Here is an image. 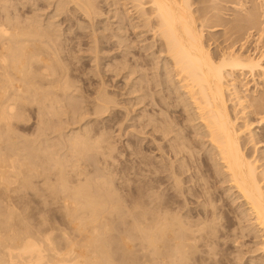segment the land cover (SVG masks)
<instances>
[{
  "label": "bare ground",
  "instance_id": "1",
  "mask_svg": "<svg viewBox=\"0 0 264 264\" xmlns=\"http://www.w3.org/2000/svg\"><path fill=\"white\" fill-rule=\"evenodd\" d=\"M17 1L0 0V264H212L220 257L223 258L224 255L221 254L220 250L222 248L226 250L225 247H228L231 242L239 245L236 249L242 255L247 252L248 254L250 252L251 255V252L258 251V256L254 255L248 259L255 261V264H264V66L261 64L262 61L264 62V51L258 56H252L253 53L245 54L244 52H247V50H244V48L246 47H244V43H241L242 39V42L245 41L244 38L239 40L241 44L237 51L221 48L218 43L215 44L217 49L210 51V44L207 45L203 40L207 19V14L205 15L203 12H206V5H201L200 10L197 9V11H200L199 13L204 14L200 18L194 14L197 11L196 9L195 12L193 11L194 7H191L193 4L191 0H121V5L126 10L125 13L130 17L135 15L137 24L132 21L131 25L135 28V32L137 27L139 29L142 28L139 26H143L146 27L145 31H152L153 35L158 36L157 42L149 43V46L153 47L151 55L158 53L161 56L158 61V63L160 62V65H158L159 73L156 72L160 77L153 82L161 87V92L165 93L163 95L165 104L163 103L164 99L162 101L163 104L160 103L161 106L164 105V111H167L170 107L173 108L172 104L174 103L175 109L170 110L175 114H166L167 117L170 115V120H168L165 116L163 117V114H160L163 110L159 113L162 116L157 115L152 110L157 117L166 118L168 121L164 123L162 119L157 118L154 114L156 118L150 119L148 117V122L152 123L153 130L157 134L160 131L159 133L161 134L156 136H162L161 139L167 138V141L170 140V144L166 143V145L169 144L166 149H164L166 145H163L164 148L162 144L155 145L156 151L161 153L159 154V160L158 157H156L157 159L154 157L155 160H153L150 156L152 169L148 168V170L150 169L152 175L147 172L148 170H144L147 175L151 176V181L148 180V183L146 181L140 183L141 179L139 180V178H141L143 171H139L141 172L139 175H141L136 178L138 182L140 181L139 183H136V179H134L135 183L128 182L127 176V181L115 182L108 175L111 171L108 174L106 173L107 177L103 175L105 174L103 172L106 171L103 170V174L98 171L97 167L99 165L94 173L98 174L97 172H99L106 178L100 179L102 176L96 178L95 174L93 175L94 178L90 177V179L87 175H92L90 171L94 167L92 166L89 170L90 165L88 163V168L83 166L82 162L85 161V157H83L84 161L81 162L82 168H80L76 163V159L75 162L71 161L68 164L70 159L64 153L58 154L57 150L45 142V149L38 148L36 152V148H34L32 143H37L38 138H35V141L32 137L31 140L34 142L27 139L30 143L32 142L30 145L27 140L24 143L25 139L24 142H20L23 135L21 134L20 137L17 134L16 128H19L16 123L19 124L20 118L26 119L23 113L27 115L28 108L31 109V106L35 105V110L41 114V118L44 109V113H48V108L46 107H50V114L52 112L57 114L58 110L56 111L55 109L57 108L56 106L63 102L62 99L67 100V98L72 97L74 84L73 80L71 82L70 79H75L77 76L72 69H69L66 62L71 47L69 45L62 46L61 42L57 41L59 40L57 39L58 37L54 36V34L57 35V32L51 29V26L53 27L51 24L54 22L44 26L35 11V13L32 12V15L28 14L32 9L37 11L41 9V7L37 6V3L36 8L32 7L33 5L35 6L36 0ZM31 1L33 2L31 3ZM220 1L208 0V4L217 11L215 6ZM71 2L75 3L83 11L80 12L84 13L86 18L83 17L85 20L87 18L92 19V14L94 13L93 0H55L56 7H54L57 14L60 15L65 10H69L68 13H71L70 10L72 8L68 9V4ZM234 3L232 7H235L239 12L243 11L240 12L242 15L241 19L254 20V11L251 12V9L259 5L263 6L264 0H237ZM19 4L21 6H18ZM40 6L42 5L40 4ZM218 12L213 14L217 16ZM72 16L74 15L72 14ZM48 18L51 19L50 17ZM68 18H66V21ZM47 21L46 23H50ZM60 21L63 22L61 18ZM60 24L62 25V23ZM108 26L111 25L108 23ZM213 29L210 28L208 30L211 31ZM95 41L93 40V42ZM213 42L216 43L215 40ZM95 55L97 54L94 53L93 57ZM124 57L122 58L124 59ZM126 60L125 58V62L130 61L129 59V61ZM135 61L138 62L136 59ZM124 63L122 61V64ZM130 63L129 65L133 66V63ZM150 63L152 64L151 61ZM154 66L153 68H157ZM120 67L122 65L119 64ZM115 68L117 69V67ZM123 68L125 67L120 69L123 71ZM120 69L117 70L119 71ZM132 69L135 71V68L132 67ZM117 70L115 71L116 73L118 72ZM238 71H241L240 73L243 75L249 74L250 79L243 81V78L246 79V77L237 75ZM89 72L91 73V71ZM147 80L149 81V79ZM149 82H147L148 87L152 83ZM74 83L76 84V82ZM100 83V88L90 92L94 94L93 100L89 101L93 105H90L92 109H88V111L93 110V114L89 112L91 115L104 113L111 106H108L111 100L105 96L107 94H105L106 92L103 88V79ZM154 85L153 88H155ZM153 88H150L149 92L147 91L149 95L150 91L154 90ZM141 89L143 91L142 85H140L138 90ZM90 93H88L89 96L91 95ZM139 94L141 95L142 93ZM145 95L147 96L146 92ZM138 98L136 99L139 101L140 99ZM144 98L146 97L144 96ZM154 100L150 101L154 103ZM159 100L158 102H160ZM67 102L63 103L66 104ZM151 105L156 106L155 104ZM52 115L49 116L51 117ZM45 116L47 114L44 115V118H48V116ZM42 121L45 120L43 119ZM42 123L44 124V122ZM66 123L68 124V122ZM142 125L145 124L142 123ZM146 125L148 124L146 123ZM35 127L37 128V126ZM60 127L58 126V129ZM179 127L184 130L187 127L193 128L194 136L200 135V138L193 139L194 136L191 138L190 132L193 130H190V132H186L188 130L185 131L189 134H180L182 132H180L179 129L181 128ZM174 128L176 131L179 130V132H175ZM40 129L41 135H43L42 128ZM36 131L34 132L36 133ZM106 133L108 135V131ZM106 133L103 132V134ZM171 133L175 134L172 135ZM18 137H20V141ZM79 137L70 138L69 140V148H67L71 151H69L70 158L76 152L83 153V147H85L84 139H79ZM63 138L64 136H62ZM101 138L100 135V138H97L98 141ZM152 138L156 141L153 133ZM43 141L45 140L43 139ZM157 141L160 143L161 140ZM196 141L201 142L202 146L206 144L203 152L198 144L202 153L199 154L200 157L199 155H196V157L200 158V163L196 161V157L193 155L194 152L193 154L191 153V151H194L192 148ZM65 143L67 144L68 141H63L61 145L64 146ZM37 144H39V140ZM163 144L165 143L163 142ZM31 145L33 147L29 148ZM39 145L41 147L43 143ZM109 145L111 146V144ZM109 150L108 153L110 152ZM163 154L164 156L166 154V158L163 157ZM144 155L143 157H145ZM89 156L91 155L89 154ZM136 157L140 160L138 154ZM31 158H39L41 161H33ZM148 158L146 159L147 161ZM88 159L89 157L87 161L90 163ZM179 159L180 161L176 162ZM78 161L81 160L78 159ZM145 162L143 160V163ZM143 166L145 167V165ZM83 167L87 168L90 173H87V170L85 172ZM144 167H141V169ZM202 167L205 168L202 169ZM104 168L102 167V169ZM115 173L113 174L116 175ZM137 174L135 175L139 176ZM147 175H143L144 178ZM33 176L38 179H33ZM161 176H163V179L165 178V181L160 178ZM148 178H145V180ZM123 179L125 180V177ZM161 179L164 184L168 181L166 186H162ZM187 181H192L191 187L188 186L189 188L187 186L184 187L188 183ZM216 183H219L216 186L217 191L211 187L212 185L215 187ZM186 190L193 191L191 194L199 198L197 199L198 202H201L199 200L202 198V202L208 205H203L201 202V206L200 203L196 204L197 201L195 200L194 205H198V207L192 209V206H188L193 205L192 203L190 204L191 201L188 199L189 204H187V200H182V198L181 200L179 198L181 202L179 201L178 204V200L175 197H178V195H184L185 197L187 195L185 193H189ZM224 195L227 196L226 199L230 198L231 200L230 206L227 204L229 206L228 210L224 209L225 211L223 210V203L227 200H225ZM191 197L187 195V198ZM220 200V205H217L216 202ZM182 201H185V203H182ZM229 212L233 213L231 215H233L234 219L229 215ZM223 217L224 220H221ZM242 238L249 240L253 247L250 248L246 244L247 249L243 247L245 250H242L240 248L243 245L240 242Z\"/></svg>",
  "mask_w": 264,
  "mask_h": 264
},
{
  "label": "rangeland",
  "instance_id": "2",
  "mask_svg": "<svg viewBox=\"0 0 264 264\" xmlns=\"http://www.w3.org/2000/svg\"><path fill=\"white\" fill-rule=\"evenodd\" d=\"M15 2L17 1V0H14ZM13 0H12V2H14ZM37 2H35V6L33 5L32 7H35L36 8V3H37V6L38 7H41V9L39 10V11H37V10H31L30 12H31V14H30V12L28 13L29 15H32V12L33 13H35V14H38L39 16V20H41V23H42V25H44V26H47V24H51V22H54V23H52L51 25H53V27L51 26V29H53L54 30V32H57L56 34L57 35H55L54 34V36H56V38L57 39H59V40H57L58 42H61V44H62V46L63 45H69L70 47H71V51L69 52L70 54H69V56H68V60L66 61L67 62V64H68V67H69V69H72L73 70V72H74V74L77 76V78H75V79H70V81L72 82V80H73V84H74V86H73V95H72V97H69V98H67V100L66 99H62V101L65 103L66 101H68L66 104H64L62 101H60V102H62L61 104H59L58 106L59 107H62V108H59L58 106H56L57 108L55 109L56 111L58 110V112H57V114L59 113V115H57L55 112H52V114H50L51 113V110H49L50 109V107H46V108H48V113H46L47 114V116H48V118H44V115H46L45 113H44V111H45V109L43 110V115H42V118L45 120V121H42V122H44V124L41 122V120H43L42 118H41V114H39L38 112H37V110H35V108H36V106L35 105H32L31 106V109L30 108H28V113H27V110H26V113H27V115L25 114V113H23L24 114V117L26 118V119H22V118H20L19 119V124L18 123H16V126L19 128V129H17L16 128V132H17V134L21 137V134L23 135L22 136V140L20 139V137H18L19 139V141L22 143V142H24V139H25V142L24 143H26V140L28 139L29 141L31 140V138L32 139H34L35 141H36V139H37V143H38V140H39V144H41V143H43V145H45L44 147H43V145H41V147H40V145L39 144H37L36 142L35 143H32V142H34L33 140H31L32 142V144H34L33 146H34V148H36L35 149V151L37 152V149L39 148H41V149H45V147H46V144L48 145H51V147L52 148H54L55 150H57V153L58 154H62V153H64L66 156H67V158H69L70 159V161L68 162V164L69 163H71V161H74L75 162V159L78 161V159L79 160H81V161H76V163L79 165V167L80 168H82V165H81V162L82 161H84V159H83V157H85V161L84 162H82L83 163V166H87V168H88V165H90L89 166V170L92 168V166L94 167V168H96L98 165H99V167H97L98 168V171L99 172H101L102 173V171L104 170V171H106V172H103V173H105V174H103V175H105L106 176V173L108 174L110 171H111V173L110 174H108L110 177H112V179L116 182H122V181H127V177H128V182H130V183H135L136 181V183H139L140 181V183H144L145 181L148 183V180H150V178H151V176L150 175H147V173H146V171L148 170V168H151L152 169V160H151V157H152V159L153 160H155V159H157L156 157H158V160H159V158H160V156H159V154L161 153V152H159V151H156V149H155V145L156 144H162V147L164 148V146L163 145H166V143H169L170 142V140H168L167 141V138L165 139V138H163V139H161V137L162 136H156V135H160L161 133H159L160 131H158V134H157V132H155L154 130H153V127H152V123L149 121L148 122V119L150 118H156L157 117V115H159V116H162V115H160V114H163V117L165 116L168 120H170V115H168V117H167V115L166 114H173V109H175V107H174V103L172 104V106H173V108L172 107H170L169 109H167V111H164L165 109L163 108V106L164 105H160V103L161 104H163L164 102H165V99L163 98V95L165 94V93H163V91L161 92V87L160 86H157V84L156 83H154L153 81H157V79H159V77H160V75L158 74L157 75V73H159V68H158V65H160V62L158 63V61L161 59V56H159V54L158 53H156L155 55H151V51H153L152 49H153V47L151 48L149 45L150 44H152V43H155V42H157V37H156V35L154 34L153 35V33H152V31H145L146 30V27H143V26H139V27H142V28H139L138 29V27L136 28L137 29V31L135 32V28H133V26H131L132 25V21H135V23L137 24V22H136V18H135V15H133L134 16V18H133V16H129L128 14H126L125 12H126V10H125V8L124 7H122L123 5H121V3H122V1L120 0H93V5H94V8H93V12L94 13H96L95 15H93L92 14V19H89V18H87L86 20H85V15H84V13H82L83 11L82 10H80V8H78V6H76V4L75 3H73V2H71V3H69L68 4V9H70V8H72L70 11H71V13L69 12L68 13V11L69 10H65L63 13H61L60 15L59 14H57V12L55 11V7H56V4H55V0H51V2L49 3V1H47L48 2V4H47V2H46V0H36ZM40 1V2H39ZM92 1V0H91ZM113 1V2H112ZM237 0H221L219 3L217 2V5L215 6V7H217L216 9H217V11H219L218 12V15L217 16H215L213 13L214 12H217V11H215V9H214V7L213 6H211V5H209L208 4V0H191V2L193 3H191L192 5H191V7L193 8V11L195 12V9H196V11H197V9H201V7L203 6V5H206V9H205V11L206 12H203L207 17V19H206V22H205V24L206 25H209V26H206L205 25V30H204V37H203V40L205 41V43L208 45V44H210L209 45V49H210V51H215L216 49H217V47L215 46V44H217L218 43V45H219V47H221V48H225V49H227V50H231V49H233V50H239V45L242 43H244V47H246V48H244V50L246 49L247 50V52L245 51L244 53L245 54H247V53H249V54H252L253 53V55L252 56H258V55H260L263 51H264V5L263 6H257L256 8H254V9H251V12H253V14H254V20H246V19H244V18H240L242 15L240 14V12H243V11H237L236 9H235V7H232V5H234L235 3L234 2H236ZM256 1V0H255ZM257 1H261V0H257ZM18 2V1H17ZM33 1H31V3H32ZM75 5H73V4ZM104 3V4H103ZM40 4L43 6V7H45L44 8V10H43V7L42 6H40ZM50 4V5H49ZM70 4H72V5H70ZM117 4V5H116ZM202 5V6H201ZM18 6H21L20 4L18 5ZM55 6V7H54ZM71 6V7H70ZM99 6V7H98ZM112 6V7H111ZM200 6V7H199ZM75 7V8H74ZM197 7H199V8H197ZM53 8H54V10H53ZM50 9V10H49ZM96 9V10H95ZM75 10H76V12H75ZM79 10V11H78ZM119 10V11H118ZM122 10L124 11L123 13H122ZM197 11V12H195L194 14L196 15V16H198V17H200L201 18V15L203 14V13H199L200 11ZM35 11V12H34ZM40 11H41V13H42V15H41V13H40ZM53 11H55V12H53ZM72 11H73V13H72ZM80 11H82V12H80ZM101 11V12H100ZM214 11V12H213ZM38 12V13H37ZM67 12V13H66ZM108 12V13H107ZM110 12V13H109ZM116 12V13H115ZM43 13H44V15H43ZM53 13V14H52ZM76 13V14H75ZM116 14V16H115V14ZM47 14V15H46ZM66 14V15H65ZM72 14L74 15V16H72ZM102 16H101V15ZM123 14H125V15H127V16H124ZM203 14V15H204ZM216 14V13H215ZM50 15V16H49ZM52 15H53V17H52ZM63 15V16H62ZM69 15H70V17H69ZM120 16V18H118L119 16ZM210 15H212L211 17H209ZM45 16V17H44ZM56 16V17H55ZM65 16V17H64ZM66 16H68V17H66ZM85 18H84V17ZM118 16V17H117ZM48 17H50L51 19H49ZM58 17V18H57ZM95 17V18H94ZM107 17V18H106ZM203 17V16H202ZM42 18V19H41ZM48 18V19H47ZM52 18H53V20H52ZM60 18H61V20H63V22L62 21H60ZM63 18V19H62ZM64 18H65V20H64ZM66 18H68L67 19V21H66ZM208 18H210L209 20H208ZM59 19V20H58ZM89 19V21H87ZM94 19V20H93ZM106 19V20H105ZM110 19V20H109ZM121 21H120V20ZM124 19H126V20H124ZM45 20V21H44ZM48 20V21H47ZM50 20V21H49ZM78 20V21H77ZM92 20V21H91ZM46 21L47 22H50V23H46ZM64 21H66V22H64ZM130 21V22H129ZM207 21H208V23H207ZM45 22V23H44ZM59 22V23H58ZM68 22V23H67ZM93 22V23H92ZM56 23V25H54ZM60 23H62V25L60 24ZM81 24V26H80V24ZM108 23H109V25H111V26H108ZM134 23V22H133ZM46 24V25H45ZM59 24V25H58ZM67 24H69V25H67ZM92 24V25H91ZM98 24V25H97ZM118 24V25H117ZM124 24H125V26H124ZM129 24H130V26H129ZM113 25V26H112ZM68 26H70V27H68ZM74 26V27H73ZM57 27V28H56ZM70 28V29H68V28ZM79 27V28H78ZM107 29H106V28ZM117 27V28H116ZM131 27V28H130ZM208 27H210V28H214L213 30H211V31H209L210 30V28H208ZM55 28V29H54ZM59 28H61V29H59ZM89 28V29H88ZM91 28V29H90ZM93 28V29H92ZM123 28V29H122ZM125 28V29H124ZM207 28V29H206ZM97 29H99L98 30V33H97ZM105 29V30H104ZM109 29V30H108ZM142 29V30H141ZM209 29V30H208ZM217 29V30H216ZM79 30V31H78ZM88 32H87V31ZM94 30H96V31H94ZM104 32H103V31ZM109 32H108V31ZM111 30V31H110ZM120 30V31H119ZM123 30V31H122ZM127 30V31H126ZM131 30V31H130ZM138 30H140V31H142V32H140V31H138ZM61 31V32H60ZM74 31V32H73ZM100 31V32H99ZM127 33H126V32ZM95 32V33H94ZM138 32V33H137ZM141 34H140V33ZM145 32V33H144ZM104 33V34H103ZM136 33V34H135ZM64 36H63V35ZM66 34V35H65ZM68 34H69V36H68ZM111 34V35H110ZM140 34V35H139ZM93 37H92V36ZM153 35V36H152ZM88 36V37H87ZM102 36V37H101ZM140 36V37H139ZM144 36V37H143ZM146 36V37H145ZM152 36V37H151ZM72 37V38H71ZM99 40H97L96 38ZM154 37V38H153ZM65 38V39H64ZM101 38V39H100ZM132 38V39H131ZM137 38V40H135ZM239 38V39H238ZM242 38H244V42H242ZM114 39V40H113ZM125 39V40H124ZM128 39V40H127ZM144 39V40H143ZM153 39H155V40H153ZM207 39V40H206ZM240 39H242L241 40V43H240ZM71 40V41H70ZM93 40L95 41V42H93ZM127 40V41H126ZM132 40H134V41H132ZM148 40V41H147ZM150 40V41H149ZM153 40V41H152ZM213 40H215V42L216 43H214L213 42ZM80 41V42H79ZM114 41V42H113ZM118 41V43H116ZM143 41H144V43H143ZM207 41V42H206ZM90 44H89V43ZM130 42V43H129ZM152 42V43H151ZM66 43V44H65ZM69 43V44H68ZM71 43V44H70ZM93 43V44H92ZM135 43V44H134ZM142 43V44H141ZM150 43V44H149ZM147 44V45H146ZM94 45V46H93ZM98 45V46H97ZM101 45V46H100ZM119 45V46H118ZM127 45V46H126ZM131 45V46H130ZM75 46H76V48H75ZM93 46V47H92ZM125 46V47H124ZM134 46V47H133ZM138 47V48H137ZM74 48V49H73ZM90 48V49H89ZM95 50H94V49ZM99 48V49H98ZM122 48V49H121ZM147 48H148V50H147ZM94 51H92V50ZM132 49V50H131ZM138 50V51H137ZM140 50V51H139ZM80 51V52H79ZM98 53H97V52ZM127 51V53H128V55H127V53H125ZM147 51H149V52H147ZM97 54V55H95L94 57H93V54ZM126 54V55H125ZM124 55H125V57H124ZM78 56V57H77ZM97 56V57H96ZM124 57V59L122 58V57ZM136 56V57H135ZM158 56H159V58H158ZM134 57V58H133ZM95 58V59H94ZM110 58V59H109ZM125 58L127 59L126 61H131V63H130V61L129 62H125L124 60H125ZM152 60H151V59ZM156 58V59H155ZM163 58V57H162ZM73 59V60H72ZM99 59V60H98ZM129 59V60H128ZM135 59L136 60H138V62L137 61H135ZM154 59V60H153ZM77 60V61H76ZM96 60H97V62H96ZM146 61L147 62V64H146V62H143V63H145V64H143L142 62H140V61ZM101 61V62H100ZM119 61V62H118ZM122 61H123V63L124 64H122ZM150 61L152 62V64L150 63ZM70 62V63H69ZM140 62V63H139ZM72 63V64H71ZM97 63V64H96ZM128 63V64H127ZM129 63L130 64H132L133 63V66H131V65H129ZM134 63H135V65L137 66H135L134 67ZM141 65V66H144V67H141L139 64ZM150 63V64H149ZM157 63V64H156ZM108 65V66H106V65ZM119 64L120 65H122V67H125V68H123V71H122V69H120V68H122V67H120L119 68ZM126 64V65H125ZM261 64H263V66H264V62L262 61L261 62ZM74 67H73V66ZM98 65V66H97ZM105 65V66H104ZM125 65V66H124ZM129 65V66H128ZM147 65V66H146ZM151 65V66H150ZM155 65V66H154ZM104 66V67H103ZM128 66V67H127ZM131 66V67H130ZM153 66L154 67H157V68H153ZM73 67V68H72ZM115 67H117V69H120L119 71L115 68ZM129 69V71H128V69ZM132 67L133 68H135V71H134V69H132ZM96 69V70H95ZM97 69H98V71H97ZM104 69V70H103ZM125 69V70H124ZM140 69V70H139ZM155 69V70H154ZM78 70V71H77ZM100 70V71H99ZM109 70V71H108ZM118 71L117 73L115 72V71ZM131 70H133V71H131ZM158 70V71H157ZM89 71H91V73L89 72ZM93 71V72H92ZM96 72V74H95V72ZM131 72V73H130ZM157 72V73H156ZM241 71H238L236 74L237 75H239L240 77L241 76H244V77H246V79L245 78H243L244 80L243 81H247V80H249L250 79V76H248L249 74H241L240 73ZM93 73V74H92ZM102 73H103V75H102ZM110 73V74H109ZM154 73V74H153ZM81 74H83V75H81ZM99 74V75H98ZM129 74V75H128ZM143 74H145V75H143ZM153 74V75H152ZM88 75V76H87ZM94 75V76H93ZM133 75V76H132ZM148 75V76H147ZM150 75V76H149ZM102 76V77H101ZM132 76V77H131ZM158 76V77H157ZM128 77H130V78H128ZM144 77V78H143ZM150 77V78H149ZM157 77V78H156ZM103 79V81H104V91L106 92L105 94H107V95H105L107 98H109L110 100H111V102H110V104H108V106L109 105H111V106H109L108 107V109L104 112V113H101V114H95V115H91V114H93V110H89L88 111V109H92L91 108V106H93L92 104H90L89 103V101H92L93 100V97H94V94L93 93H90L91 91H94V90H97L98 88H100L101 87V80ZM92 79V80H91ZM94 79H96V80H94ZM105 79V80H104ZM132 79H134V80H132ZM147 79H149V81L150 82H152V83H150ZM155 79V80H154ZM92 82H91V81ZM74 82H76V84L74 83ZM78 82V83H77ZM89 82H91V83H89ZM96 84H95V83ZM105 82H107V83H105ZM147 82H149L151 85L148 87V83ZM87 83V84H86ZM100 83V84H99ZM127 83V84H126ZM141 83H143V84H141ZM97 84H99V85H97ZM156 86H155V85ZM96 85V86H95ZM107 85V86H106ZM140 85H142L143 86V91H142V89L141 90H138L139 89V87H140ZM145 85H146V87H145ZM153 85H154V87L155 88H153ZM90 86V87H89ZM99 86V87H98ZM133 86V87H132ZM134 86H135V88H134ZM152 86V87H151ZM77 87V88H76ZM144 87H145V89H144ZM159 87V88H158ZM74 88H76V89H74ZM83 88H85V89H83ZM94 88V89H93ZM148 88V89H147ZM150 88H153V89H151V90H153V91H150L151 93L152 92H154V93H152V95H151V93H150V95L147 93V91L149 92V90H150ZM80 89V90H79ZM89 89V90H88ZM135 89V91L133 92V90ZM147 89V90H146ZM107 90V91H106ZM131 90H132V92H131ZM137 90V91H136ZM79 91V92H78ZM142 91V92H141ZM157 91H159V92H157ZM130 94H129V93ZM138 92V93H137ZM145 92H146V94H147V96L145 95ZM165 92V91H164ZM76 93V94H75ZM78 93H80V94H78ZM82 93H84V94H82ZM88 93H90L91 95L89 96V94ZM139 93H142L141 95L139 94ZM161 93V94H160ZM163 93V94H162ZM86 94V95H85ZM76 95V96H75ZM81 95V96H80ZM88 95V96H87ZM110 95H112V96H110ZM131 95V96H130ZM117 96V97H116ZM142 97V98H140V97ZM144 96L146 97V98H144ZM81 97H82V99H81ZM92 97V98H91ZM111 97V98H110ZM119 97V98H118ZM139 97V98H138ZM157 97H158V99H157ZM161 97V99L159 100V98ZM72 98H74L73 99V101H72ZM129 98H130V101H129ZM133 98V99H132ZM136 98H138V99H140L139 101L136 99ZM143 98H144V101H143ZM151 98V99H150ZM155 99L154 100V103H152L153 101H150V100H153V99ZM71 99V100H70ZM112 99H114V100H112ZM163 99H164V101H163ZM69 100H70V102H69ZM158 100L160 101V102H158ZM167 100V99H166ZM72 101V102H71ZM86 101V102H85ZM88 101V102H87ZM114 101V102H113ZM126 101H127V103H126ZM144 103H143V102ZM162 101H163V103H162ZM112 102H113V105H112ZM116 102V103H115ZM118 102V103H117ZM158 102V103H157ZM130 103V104H129ZM134 103V104H133ZM136 103V104H135ZM138 103V104H137ZM140 103V104H139ZM64 104V105H63ZM142 104V105H141ZM145 104V105H144ZM150 104V105H149ZM151 104H155L156 106H152ZM158 104V105H157ZM165 104V103H164ZM62 105V106H61ZM91 105V106H90ZM118 105V106H117ZM120 105V106H119ZM122 105V106H121ZM151 106V107H149V106ZM162 107H160V106ZM159 106V107H158ZM32 107H34V108H32ZM65 107V108H64ZM71 107V108H70ZM89 107V108H88ZM126 107V108H125ZM161 108V109H158V108ZM81 108V109H80ZM82 108H83V112L84 111H86V112H82ZM118 108V109H117ZM121 108V109H120ZM33 109V111H31ZM61 109V110H60ZM113 109V110H112ZM125 109V111H123ZM142 109V110H141ZM157 111H156V110ZM170 109H172V110H170ZM47 110V109H46ZM64 112H63V111ZM77 110H78V112H77ZM152 110H154V112L157 114H155ZM163 110V111H162ZM168 110H169V113H168ZM35 111V112H34ZM50 111V112H49ZM60 111V112H59ZM67 111V112H66ZM81 112V114H80V112ZM88 111V112H87ZM108 111V112H107ZM162 111V113H160ZM66 112V113H65ZM91 114H90V113ZM144 112H145V115H144ZM153 112V113H152ZM158 112V113H157ZM164 112V113H163ZM165 112H167V113H165ZM64 113V114H63ZM71 113V114H70ZM75 113H76V115H75ZM83 113V114H82ZM150 113V114H149ZM160 113V114H159ZM177 113V112H176ZM38 114V115H37ZM52 115L51 117L49 116V115ZM87 114V115H86ZM90 114V115H89ZM137 114V115H136ZM156 115V117H155V115ZM175 114V113H174ZM173 114V115H174ZM37 115V116H36ZM40 115V117H38ZM56 115V116H55ZM66 115H68V116H66ZM89 115V116H88ZM99 115V116H98ZM141 115V116H140ZM147 115V116H146ZM154 115V116H153ZM177 115V114H176ZM47 116H45V117H47ZM59 116V117H58ZM78 116V117H77ZM84 117V119H83V117ZM125 116V117H124ZM151 116V117H150ZM157 117V118H160V119H162L163 120V122L164 123H166L168 120H166V118L164 119L163 117ZM23 117V116H22ZM23 117V118H24ZM36 117H37V119H38V121H37V119H36ZM67 117V118H66ZM89 117V118H88ZM147 117V118H146ZM149 117V118H148ZM29 118V119H28ZM41 118V119H40ZM51 118H53V119H51ZM60 118V119H59ZM79 118V119H78ZM95 118V119H94ZM97 118V119H96ZM28 119V120H27ZM48 119V120H47ZM83 119V120H82ZM140 119V120H139ZM144 119V120H143ZM26 120V121H25ZM60 120H61V122H60ZM69 120H71V121H69ZM79 120H81V121H79ZM95 120V121H94ZM162 120H161V122H162ZM50 121V122H49ZM123 121V122H122ZM125 121V122H124ZM146 121V122H145ZM166 121V122H165ZM39 122V123H38ZM53 123V125H52V123ZM60 122V123H59ZM66 122H68V124L69 123H74L73 125L72 124H69V126H68V124L66 123ZM160 122V123H161ZM162 122V123H163ZM42 123V124H41ZM139 123V124H138ZM142 123L143 124H145L146 125V123L148 124V125H142ZM151 123V124H150ZM18 124V125H17ZM39 124H40V126H39ZM54 124H56V125H54ZM57 124H58V126H63L62 128L60 127L59 129H58V126H57ZM61 124V125H60ZM63 124V125H62ZM87 124V125H86ZM92 124V125H91ZM150 124V125H149ZM173 125H174V123H172ZM42 125H44V126H42ZM130 125H132V126H130ZM35 126H37V128L35 127ZM57 126V127H56ZM65 126H67V127H65ZM86 126H88V127H86ZM134 126V127H133ZM151 126V127H150ZM38 127H40V128H42V131H43V135H41V129L40 128H38ZM110 127V128H109ZM122 127V128H121ZM139 127V128H138ZM140 127H142V128H140ZM144 127V128H143ZM174 127V126H173ZM178 127V126H177ZM176 127V128H177ZM70 128V129H69ZM83 128V129H82ZM86 128V129H85ZM113 128V129H112ZM126 128H127V130H126ZM152 128V129H151ZM179 128H181V129H179L180 130V132H182V133H180V134H182L183 135V133H184V135L185 134H189V133H186V132H190V130H193V131H191L190 133V135H191V138H193V136H194V129L193 128H191L190 129V127L188 128H186V130H188V131H186V130H184V129H182V127H179ZM38 129V130H37ZM39 129H40V131H39ZM46 129V130H45ZM49 129V130H48ZM57 131H56V130ZM62 129V130H61ZM81 129V130H80ZM85 129V130H84ZM129 129V130H128ZM135 129V130H134ZM175 129V128H174ZM178 129V128H177ZM37 130V131H36ZM55 130V131H54ZM86 130H87V132H86ZM89 130V131H88ZM111 130V131H110ZM113 130V131H112ZM137 130V131H136ZM144 130V131H143ZM152 130V131H151ZM179 130H177L176 131V129H175V132H179ZM183 130H184V132H183ZM21 131V132H20ZM34 131H36V133L34 132ZM85 131V132H84ZM108 131V135H107V132ZM127 131V132H126ZM136 131V132H135ZM186 131V132H185ZM37 132H40V133H38L37 134ZM57 132V133H56ZM63 134H62V133ZM77 132V133H76ZM89 132V133H88ZM100 132V133H99ZM103 132L104 133H106V134H103ZM138 132V133H137ZM151 132V133H150ZM34 133V134H33ZM46 135H45V134ZM82 133H84V134H82ZM102 133V134H101ZM120 133V134H119ZM148 133V134H147ZM152 133H153V137L155 138L156 137V141H154L153 140V138H152ZM65 134V135H64ZM70 135V137H69V135ZM99 134V135H98ZM143 134V135H142ZM172 135H174L175 133H171ZM177 134V133H176ZM36 135V136H35ZM73 135H74V137H79V139H84L83 141H84V146L85 147H83L84 148V150H85V152H84V150H83V153H74L73 155L74 156H72L71 158L73 159H71L70 158V154H69V151H70V149H68L69 148V140H70V138H74L73 137ZM77 135V136H76ZM97 135H98V137L100 138V135H101V139H99V141H98V137H97ZM104 135V136H103ZM111 135V136H110ZM114 135V136H113ZM137 135V136H136ZM178 136H180L179 134H177ZM181 135V136H182ZM60 136H61V138H60ZM62 136H64V138L62 139ZM67 136H68V138H67ZM82 136V137H81ZM84 136V137H83ZM146 136V137H145ZM149 136V137H148ZM197 136V135H196ZM196 136H194V138L193 139H199L200 138V135H198L197 137ZM24 137V138H23ZM30 137V138H29ZM45 137V138H44ZM87 137H89L88 139H87ZM92 137V138H91ZM104 137V138H103ZM108 137V138H107ZM141 137V138H140ZM151 137V138H150ZM158 137V138H157ZM160 137V138H159ZM36 138V139H35ZM52 138V139H51ZM67 138V140H65ZM85 138H86V140H85ZM113 138V139H112ZM146 138V139H145ZM43 139L45 140V141H43ZM47 139V140H46ZM62 139V140H61ZM95 139V140H94ZM97 139V140H96ZM103 139H104V141H103ZM108 139V140H107ZM112 139V140H111ZM161 140V141H163L165 144H163V142L161 143V141H160V143H159V141H157V140ZM165 139V140H164ZM27 140V141H28ZM92 140V141H91ZM100 140H102V141H100ZM107 140V141H106ZM121 140V141H120ZM28 141V142H29ZM42 141V142H41ZM55 141H57V142H55ZM61 141V142H60ZM63 141H68V143L66 144L65 143V145L63 146V145H61V143L63 142ZM86 141V142H85ZM97 141V142H96ZM108 141H109V144H111V146L108 144ZM123 141H125V142H123ZM136 141V142H135ZM151 141V142H150ZM166 141V142H165ZM171 141H173V139H171ZM27 142V143H28ZM44 142L46 143V144H44ZM53 142V143H52ZM59 142H60V144H59ZM89 142V144H87ZM102 142H104V143H102ZM153 142V143H152ZM158 142V143H157ZM197 142H199V141H196L195 142V145L197 146H195V145H193V150L194 151H191V153L193 154V152H194V156L196 157V155L198 156L199 154H201L202 152H203V150L205 151V149L204 148H206V144L205 145H201V142H199V143H197ZM30 142L28 143L29 145L31 144ZM99 143V144H98ZM113 143V144H112ZM155 143V144H154ZM38 145L37 147H35L36 145ZM86 144V145H85ZM94 144V145H93ZM99 145V146H97V145ZM108 146L107 148H106V145ZM135 144V145H134ZM170 144V143H169ZM168 144V145H169ZM198 144L201 146V149H199L200 148V146H198ZM60 145V146H59ZM89 145V146H88ZM104 147H103V146ZM123 145V146H122ZM137 145V146H136ZM141 145V146H140ZM154 145V146H153ZM168 145H166L165 146V148L164 149H166L167 148V146ZM25 146H27L26 144H25ZM32 145L31 146H29V148H32L33 147ZM63 146V147H62ZM65 146H66V148H65ZM97 146V147H96ZM113 146V147H112ZM153 146V147H152ZM195 146V147H194ZM43 147V148H42ZM62 147V148H61ZM68 147V148H67ZM87 147V148H86ZM92 147H94V148H92ZM101 147V148H100ZM103 147V148H102ZM112 149H111V148ZM121 147V148H120ZM152 147V148H151ZM154 148V149H153ZM195 148V149H194ZM199 150H198V149ZM87 149V150H86ZM93 149V150H92ZM97 149V150H96ZM107 149V150H106ZM110 149V150H109ZM136 149V150H135ZM59 150V151H58ZM63 150H66V151H63ZM89 150V151H88ZM108 150L110 151L109 153H108ZM196 150H197V152H196ZM202 152H201V151ZM35 151H33V152H35ZM63 151V152H62ZM78 151H79V149H78ZM103 151V152H102ZM136 151V152H135ZM155 152V153H153V152ZM39 152V151H38ZM71 152V151H70ZM87 152V153H86ZM91 152H95L94 154L92 153L91 154ZM115 152V153H114ZM119 152V153H118ZM139 152V153H138ZM158 152V153H157ZM85 153V155L83 156V154ZM131 153V154H130ZM150 153H152V154H150ZM157 153V154H156ZM197 153V154H196ZM68 154V155H67ZM89 154L92 156H89ZM101 154V155H100ZM107 154V155H106ZM109 154V155H108ZM122 154V155H121ZM137 154H138V156H140L139 158H140V160L138 159V157H136L137 156ZM140 154V155H139ZM141 154H142V156H141ZM143 154H145L144 156L145 157H143ZM154 154V155H153ZM170 154V153H169ZM78 155V156H77ZM104 155V156H103ZM158 155V156H157ZM69 156V157H68ZM82 156V157H81ZM101 156H103V157H101ZM117 156H118V158H117ZM123 156V157H122ZM151 156V157H150ZM74 157V158H73ZM89 157V159L88 160H90V163L87 161V158ZM91 157V158H90ZM107 157V158H106ZM147 157H149L148 158V161H150V162H148L146 159H147ZM154 157H155V159H154ZM163 157H165L166 158V154H165V156H164V154H163ZM199 157H200V155H199ZM199 157H196V161H198L199 163H200V158ZM103 158V159H102ZM143 158V159H142ZM198 158V159H197ZM33 161L35 160H38V161H41L39 158H37V159H34V158H31ZM118 159V160H117ZM172 159H174L173 157H172ZM106 162H104V161ZM142 160V165H141V163H140V161ZM143 160H144V162L145 161H147V162H145V163H143ZM37 161V162H38ZM87 161V162H86ZM95 161H96V163H95ZM128 161V162H127ZM139 161V162H138ZM180 161V159L179 160H177L176 162H179ZM86 162V163H85ZM127 162V163H126ZM137 162H138V166H137ZM159 162V161H158ZM175 162V163H176ZM87 163H88V165H87ZM129 163H130V165H129ZM134 163H135V165H134ZM149 163H150V165H149ZM143 165H145V167L143 166ZM133 166V167H132ZM146 166H149V167H146ZM202 166V165H201ZM85 167H83V169L85 170V172H86V170H87V168H85ZM102 167L104 168H106V167H108V168H104V169H102ZM112 167V168H111ZM129 167H130V169H129ZM136 167V168H135ZM137 167H138V169H137ZM141 167H144L143 169H141ZM93 168V170H91L90 172H92V175L91 174H88L87 175V177L88 178H92L93 177V175H95L96 173H94V171L96 172L97 171V168L96 169H94ZM99 168H101V169H99ZM205 168V167H204ZM203 167H202V169H204ZM132 169V170H131ZM139 169H141V170H139ZM146 169V171L144 172V170ZM89 170H87V173H90L89 172ZM108 170V171H107ZM125 170V171H124ZM131 172H130V171ZM116 173H115V172ZM136 171V173H134ZM139 171H143L142 172V175H141V178H139V182H138V180L136 179V178H138V177H140V175H139V173H141V172H139ZM99 172H97L98 174H100V175H98V174H96V178H100L99 176H102V174L101 173H99ZM115 173L116 175H114L113 173ZM130 172V173H129ZM148 173L150 172V169L147 171ZM94 173V174H93ZM138 173V174H137ZM124 174V175H123ZM129 174V175H128ZM135 174H137V175H139V176H136ZM149 174H151V172L149 173ZM98 175V176H97ZM113 175V176H112ZM130 175H131V177H130ZM146 176L147 175V177H145V178H148L149 176V178L148 179H146L145 180V178H144V176ZM152 175V174H151ZM116 176H117V179H116ZM123 176V177H122ZM127 176V177H126ZM136 176V177H135ZM143 176V177H142ZM107 177V176H106ZM106 177H101L100 179H105ZM120 177H122V178H120ZM125 177V180L123 179ZM37 178V177H36ZM35 178V176H33V179H36ZM90 178V179H91ZM94 178V177H93ZM121 179V181H120V179ZM132 178V179H131ZM144 178V179H143ZM160 178H162L163 179V176H161ZM38 179V178H37ZM134 179H136V181L134 180ZM162 179H161V182H162V186H166V184L168 183V181L167 182H165V184L163 183L165 180V178L163 179L164 181H162ZM93 180V179H92ZM142 180H144V181H142ZM209 180H211L210 178H209ZM135 181V182H134ZM151 181V180H150ZM188 183L186 184V185H184V187L185 186H189V187H191V185H192V181L191 182H189V181H187ZM150 183V182H149ZM190 183V184H189ZM219 185V183H216L215 184V187H213L214 185H212L211 187H212V189L213 190H215V191H217L218 189L216 188V186H218ZM161 186V187H162ZM188 187V188H189ZM163 188V187H162ZM217 189V190H216ZM186 192H189V193H185V194H187L188 195V197H191V198H187V195L184 197V195H178V197L176 196L175 197V199L177 198V200H178V204H179V201L181 200V198H182V200L183 199H185V201H186V203L188 202V199H189V201H191L190 202V204L192 203L193 205H188L189 207L190 206H192L191 208L192 209H194V208H196V207H198V205L197 206H195L194 204V202H196V204L197 203H200V205L202 206V204L204 205H206L207 203H203L202 202V198H200V200L199 201H201L202 202V204H201V202H198V200L197 199H199V198H196L193 194H191V193H193V191H189V190H186ZM124 193H126V192H124ZM189 195H191V196H189ZM184 198H183V197ZM193 196L195 197L194 198V201H193ZM224 197H225V200H227L226 202H228V203H223V210L225 209V210H228V207L230 206V198L228 199H226V195H224ZM179 198H180V200H179ZM176 200V201H177ZM196 200V201H195ZM185 201L183 202L182 201V203H185ZM181 202V201H180ZM219 202L221 203V200L220 201H217L216 203H217V205L219 204ZM215 203V204H216ZM181 204V203H180ZM187 204H189V202L187 203ZM229 206H228V205ZM208 205V204H207ZM206 205V206H207ZM220 205V204H219ZM227 205V206H226ZM224 210V211H225ZM228 212V211H227ZM231 214H233V213H230L229 212V215L234 219V217H233V215H231ZM221 220H224V217L221 219ZM230 228H232V227H230ZM236 229H237V227H236ZM246 241H248V242H246ZM240 242L243 244L242 245V247H240V248H242V250H245V249H247L246 248V244H248L249 246H250V248H252L253 247V244L251 243V242H249V240H246L245 238H242L241 240H240ZM237 245V246H236ZM245 245V246H244ZM231 246V247H230ZM225 247V246H224ZM239 247V245L236 243H230V245L227 247H225V249L226 250H224V248H222L220 251H221V254H223L224 256H223V258H219V259H217L216 261H214L213 263H215V264H247V262H248V264H255V261H250L249 259H250V257L251 256H254V255H256V256H258L259 254V252L258 251H255V252H251V255H250V252H249V254H248V252L247 253H244V255H242L240 252H238L239 250L238 249H236V248H238ZM243 247H245V249L243 248ZM248 247V246H247ZM249 248V247H248ZM223 250H224V252H225V254H224V252H223ZM237 252H236V251ZM240 253V254H239ZM238 254V255H237ZM248 254V255H247ZM253 254V255H252ZM258 254V255H257ZM227 255V256H226ZM238 256V258H237V256ZM239 255H240V257H239ZM241 255H242V257H241ZM250 255V256H249ZM225 256H226V258H225ZM244 257V258H243ZM240 258V259H239ZM245 258H246V260H245ZM249 258V259H248ZM221 259H222V261H221ZM226 259V260H225ZM234 259V260H233ZM238 259V260H237ZM219 260V261H218ZM241 260V261H240ZM235 261V262H234ZM239 261H240V263H239ZM249 261H250V263H249ZM220 262V263H219ZM226 262V263H225ZM253 262V263H252ZM212 263V264H213Z\"/></svg>",
  "mask_w": 264,
  "mask_h": 264
}]
</instances>
